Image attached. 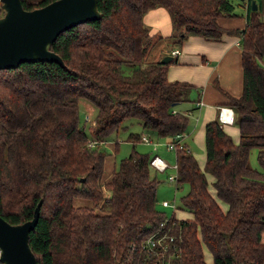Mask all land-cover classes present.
Masks as SVG:
<instances>
[{"label": "trees", "instance_id": "trees-1", "mask_svg": "<svg viewBox=\"0 0 264 264\" xmlns=\"http://www.w3.org/2000/svg\"><path fill=\"white\" fill-rule=\"evenodd\" d=\"M50 1L21 3L31 9ZM233 1L97 0L98 19L61 31L50 46L65 66L26 61L0 69V215L20 223L40 202L29 232L36 264H264V0H255L256 9L251 0H238L246 6L245 24L224 28L219 18L238 16ZM158 6L169 14L175 46L191 35L239 37L241 92L221 89L239 140L218 115L208 121L203 168L181 140L188 117L174 110L189 100L192 84L167 78L174 56L148 59L151 34L143 15ZM80 98L96 107L89 135L80 125ZM128 117L175 143L173 181L187 185L180 200L191 217L157 208L155 152L136 150L141 133H130L131 151L105 177L101 143ZM252 148L260 168L250 164ZM157 227L167 235L147 253L142 240Z\"/></svg>", "mask_w": 264, "mask_h": 264}, {"label": "crops", "instance_id": "crops-1", "mask_svg": "<svg viewBox=\"0 0 264 264\" xmlns=\"http://www.w3.org/2000/svg\"><path fill=\"white\" fill-rule=\"evenodd\" d=\"M242 6L245 10L241 15L221 17L219 23L224 28H242L246 21V6ZM143 22L151 26L149 33L152 35L154 33H159L162 36L171 34L169 14L161 6L149 9L143 15ZM169 48L170 51L166 49L161 52V55L171 54L172 49L175 48H179L180 52L174 56V61L168 65L167 78L169 80L187 81L193 86L189 93V100L184 101L183 104L180 103L182 105L178 104L174 109L186 114L188 117V124L181 134V140L188 145V149L196 157L199 166L203 168L206 159L205 124L216 118L221 106H228L227 98L222 90L232 95H238L241 92L242 68L239 37L235 34H223L218 40H209L202 36L191 35L183 41L181 46L171 45ZM221 125L232 140L235 143L238 142V126L233 121L221 123ZM146 144L149 145V143ZM170 150L173 149H164L163 154L166 155L165 153ZM154 155L158 154L155 153ZM108 164L110 167L109 174L111 173L113 159ZM206 176L209 182V190L215 195V190L211 185L213 176L208 173H206ZM216 200L223 210L227 209V205L224 206L220 203L218 198ZM178 212H182L183 215L178 213L177 218L191 217V213L187 210H178ZM207 257L206 259L209 260H205L211 262L212 256L210 253L207 254Z\"/></svg>", "mask_w": 264, "mask_h": 264}, {"label": "water", "instance_id": "water-1", "mask_svg": "<svg viewBox=\"0 0 264 264\" xmlns=\"http://www.w3.org/2000/svg\"><path fill=\"white\" fill-rule=\"evenodd\" d=\"M0 69L16 67L21 62L54 61L65 66L63 59L50 49L57 35L78 23L100 17L97 0H52L26 9L21 0H0ZM251 9L257 8L251 0ZM165 54L161 62H168ZM40 202L33 216L20 223H10L0 215V261L4 264H36L29 244V232L39 215Z\"/></svg>", "mask_w": 264, "mask_h": 264}, {"label": "rangeland", "instance_id": "rangeland-1", "mask_svg": "<svg viewBox=\"0 0 264 264\" xmlns=\"http://www.w3.org/2000/svg\"><path fill=\"white\" fill-rule=\"evenodd\" d=\"M233 3H234L235 13L238 15H241L245 10L242 4H240L238 0H234ZM3 13L4 11L1 7V1H0V16H2ZM145 26L150 31L151 26L147 24H145ZM172 43H173V40L170 38V35L162 36L159 33H154L153 35L151 34L150 43L148 44L149 46L148 59L150 60L160 59L161 52H164L166 49L170 51L169 47L173 45ZM166 54H170V53H166ZM262 63L264 65V53L262 55ZM95 113H96V107L93 104H91L85 98L79 99L78 114H79L80 125L84 126V130L86 131L87 135H89V126L92 124L94 120ZM130 133H141V135L145 134L148 138H150L149 145L146 144V142H143L141 140L136 141L134 143L136 150L145 151V150L151 149L152 151L157 153L158 156L160 155L161 158L165 159V161L169 163V166L165 170L156 169L157 171H155V169L152 168V173L156 172L157 177H158V185H157V191H156L157 208L160 211H163L166 216H170L171 214H174L177 217L178 213L179 215H183V213L178 212V210L183 211V209L181 208L180 198L186 192L187 185L183 184L177 187L174 181H171L167 178L170 175H173V176L176 175V168L173 167L174 163L176 162L175 154H174L175 152L174 150H170L165 153L166 155H164L163 150L166 149L165 141L167 139H165L164 137L156 138V135L153 133H151V135H148V133L143 131L140 121L136 117L126 118L123 121L122 125L117 130L111 131L106 136V140L101 143V147L104 148L107 153L106 160H105V163H106L105 174L107 175L105 177L109 175L108 174V170H109L108 163L109 162L111 163V159H113V161L116 164H118L120 159L128 155V153L131 151L133 143H131L128 140ZM94 144L95 143H89L90 146H94ZM155 148L156 150H154ZM256 153H257V149L252 148L250 151L249 161L252 166L260 168L257 158H256ZM105 194L108 195L109 190L105 189ZM162 200H167L168 203L175 204L176 208H173L171 205H168V206L162 205ZM219 201L224 206L227 205L224 201L220 199ZM209 253L210 252H208V250H206L204 247V254H205L204 258L205 259L208 258L207 254ZM206 260L208 261L209 259H206Z\"/></svg>", "mask_w": 264, "mask_h": 264}, {"label": "built area", "instance_id": "built-area-1", "mask_svg": "<svg viewBox=\"0 0 264 264\" xmlns=\"http://www.w3.org/2000/svg\"><path fill=\"white\" fill-rule=\"evenodd\" d=\"M180 52L179 48H175L172 50L171 54L173 56L178 55ZM218 118L219 121L221 123H225V122H231L233 121V110L231 107L228 106H221L219 113H218ZM141 139L142 141L149 143L150 138H148L145 134L141 135ZM93 143V142H90ZM154 143V142H153ZM175 146L174 142H167L166 143V148L167 149H173ZM150 163L157 168L158 170H164L168 167V163L167 161H165L163 158H161L158 155H154L151 159H150ZM176 168V165L174 164V166ZM169 179L174 180L175 176L170 175L168 176ZM162 205L164 206H168L171 205L173 208H176L175 204L173 203H168L167 200H162ZM165 225V222L162 221L159 223V228L163 227ZM159 228L157 227L155 230L150 231L142 240V246L146 249L147 253H152L154 250V246H156V244H160L161 241L166 237V233L163 234H159Z\"/></svg>", "mask_w": 264, "mask_h": 264}]
</instances>
